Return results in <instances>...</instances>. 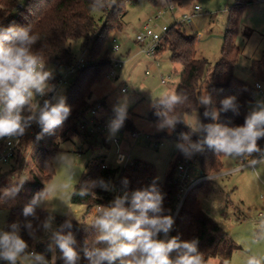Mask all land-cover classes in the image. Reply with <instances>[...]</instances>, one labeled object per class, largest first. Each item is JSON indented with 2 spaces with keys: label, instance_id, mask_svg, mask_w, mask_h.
Wrapping results in <instances>:
<instances>
[{
  "label": "rangeland",
  "instance_id": "1",
  "mask_svg": "<svg viewBox=\"0 0 264 264\" xmlns=\"http://www.w3.org/2000/svg\"><path fill=\"white\" fill-rule=\"evenodd\" d=\"M236 2L237 0L126 1L122 28L107 30L101 46L102 55L120 59L122 63L114 75H108L101 82L92 84L89 102H94L95 106L85 109L88 117L91 116V110H95V120L100 122L101 128L104 124L108 128L104 129L102 134L87 130L75 132L66 140L58 139L57 150L50 156L53 174L49 178L44 177L38 170L42 150L35 144L24 174L14 175L17 177V183L19 179H25L19 192L15 197L5 198V202L0 204V230L10 231L5 227V222L11 207L29 205L37 193L49 184L56 186L55 192L46 204L36 207L46 210L48 215H53L52 231H55L57 216L80 222L92 221L96 214L94 209L90 214H86L85 205L72 203L70 194L98 156L112 167H123L116 159L117 153L128 154L130 159L150 163L155 180L162 183L165 174L180 154L176 145L181 142L172 137L173 130L169 131L166 127L160 129L162 122L151 121L148 113L153 103L160 100L161 96L172 90L176 91L182 66L179 61L171 60L167 50L152 56L142 52L135 36L145 25L160 32L163 25L170 26L175 22V16L180 19L182 14L189 13L194 5H198L200 12L181 23V27L187 35L196 34L197 56L206 58L212 66L220 57L223 37L229 25V9ZM169 4L175 7L173 15L167 13L158 16ZM20 5L18 3V6ZM96 14L100 13L96 11ZM115 43L119 45L117 51L113 50ZM235 43L240 51L234 69L235 75L253 84L255 78L249 71L250 61L264 58V1H253L240 10ZM71 51L76 60H86L80 40L71 42ZM51 72L55 76L65 78L56 91L64 96L74 75H68L67 69L64 68H51ZM261 86L264 89V82H261ZM205 93L207 92L203 89L201 96ZM33 102H38V99L34 98ZM261 102H264V98L256 93L251 109ZM120 106L126 108L127 117L133 125L132 131L140 135L136 140L132 137L131 130L119 128L115 134L112 133L110 116L118 114L116 109ZM200 106L205 107L201 104ZM78 116L74 120L76 129ZM197 119L200 120V114L196 110L185 115L183 123L192 125ZM114 139H118V143H115ZM195 155L198 160L199 153ZM221 162L220 170L206 174L228 171L239 164L238 159L227 155H223ZM7 167L0 169L4 172ZM33 177L40 182L38 187L33 184ZM10 178L6 177L5 184L0 185V196L4 188L12 186ZM210 180V190L198 192L197 199L202 209L228 233L233 248L229 255L222 257L221 263L217 258H210L206 264H246L249 255L264 257V241L256 242L254 239L257 225L264 219V164H257L253 170L246 167L240 171L227 172ZM52 231L43 228L36 242H49L53 245Z\"/></svg>",
  "mask_w": 264,
  "mask_h": 264
},
{
  "label": "trees",
  "instance_id": "2",
  "mask_svg": "<svg viewBox=\"0 0 264 264\" xmlns=\"http://www.w3.org/2000/svg\"><path fill=\"white\" fill-rule=\"evenodd\" d=\"M20 1L0 0V26H30L32 33L39 37L37 43L33 45V51L42 58V63L45 64L46 70L51 72V68L67 69L76 62V58L71 51V42L73 41L80 40L81 47L86 55L85 65L73 74L74 76L63 96L66 106L70 108L69 116L60 126L43 133L41 138H37L36 144L42 150V158L38 170L44 177L49 178L53 174L50 156L57 150L58 139L66 140L73 133H79V130L75 128L74 120L82 110L95 104L94 102H89L92 84L101 82L112 69V58L107 54H101V46L107 30H119L122 28V17L125 12L126 1L128 0H96L97 8H93V0ZM253 1L255 0H237L236 4L229 9V25L223 37L220 57L212 66L206 58L197 56L196 34H185L180 23H172L162 34L156 54L167 50L170 53L171 60L181 63L182 69L176 92L181 96H186L187 99L175 105L170 112L160 103V100H156L148 113V118L151 121L163 122L164 116L161 113L179 117L181 122L176 124L172 137L180 142H182L180 134L190 131L189 126L183 123L185 115L197 110L202 123L212 122L210 117L206 118L203 115L206 108L200 106L203 89L211 96L217 108L220 107L222 99L228 96L236 97V102L239 105V114H234L231 110L220 114L218 122L225 126L243 125L245 117L252 110L251 106L256 96L254 85L238 78L234 73L240 52L234 37L237 33L240 10ZM111 2L113 6L107 11L104 10L103 6ZM18 3L21 5L18 6ZM96 11L100 14L95 15ZM249 71L255 81L264 82V58L251 60ZM50 81H56V76L53 73ZM117 117L118 114L110 116L111 126H113ZM120 129L134 130L127 114ZM41 133L42 126L37 124V137ZM30 139V136H23L16 152L15 163L7 167V171L2 172L0 169V185L5 184L4 179L6 177L10 178L15 174H20L24 153L30 147ZM191 139L195 141L198 136L192 135ZM258 145L264 148V139H260ZM223 155L225 154L217 153L213 149L206 147L202 153L197 155L199 169L205 174L220 170ZM181 156L182 153L180 152L171 169L165 174L162 183L155 180L154 170L150 163L132 159V164L125 167H112L110 165V167L102 168L101 164L104 159L98 156L78 184L74 186L70 194V201L84 204L86 214H90L96 205L112 202V189L115 184L129 188L131 192L155 184L158 190L164 194L163 214L173 216L178 194V187L174 182V174ZM125 179L127 180V185L124 183ZM100 181L108 184L111 190L102 189L99 186ZM93 182L97 184L92 189L95 195L81 197L76 194L81 187ZM209 182L208 180L203 181L188 191L174 218V225L170 233L165 237V239H170L172 236H179L181 240L188 241L196 239L205 264L210 258H217L221 263L222 257L229 255L233 248L228 233L202 209L197 199L198 192H208L210 190ZM39 183L37 178L33 177V184L38 187ZM24 207V205L20 204L10 208L5 227L12 231L11 225L17 223L19 235L29 245L27 251L43 254L45 259L51 260L52 251L48 248L51 243L36 242L37 237L41 235L43 221L48 216L47 211L35 207V216H24ZM28 221L33 224V235H29V230L26 227ZM66 222H71L72 227L62 228L61 226ZM91 222L79 223L65 216L56 217L55 231H60L64 235L72 232L77 240L76 248L81 256L78 264H86L83 258L85 241L91 243L96 235L94 230L87 228ZM162 236L163 234H160V238ZM53 245L57 257L56 264H63V260L60 259L61 253L58 247L55 246V242Z\"/></svg>",
  "mask_w": 264,
  "mask_h": 264
},
{
  "label": "clouds",
  "instance_id": "3",
  "mask_svg": "<svg viewBox=\"0 0 264 264\" xmlns=\"http://www.w3.org/2000/svg\"><path fill=\"white\" fill-rule=\"evenodd\" d=\"M92 6L97 8L96 0H93ZM38 40L39 37L32 33L30 26H0V138L23 136L35 122L42 126V133L37 137L39 139L43 133L60 126L70 114L65 98L59 93L44 99L42 106L33 102L34 98L45 97L54 91L48 83L52 73L46 70L42 58L33 51V45ZM186 99V96L172 90L160 97V103L170 112L175 105ZM200 104L206 108L203 115L210 117L212 122L202 123L197 119L194 124L188 125L189 132L180 134L182 142L176 147L185 157L202 153L207 147L217 153L246 160L251 167L264 164V149L258 145V141L264 139V102L258 103L248 113L243 125L234 127L218 121L221 113L231 110L239 114L235 96L222 99L217 108L211 96L205 93L200 98ZM116 111L118 117L112 126L113 134L126 118L124 106ZM161 115L164 119L159 125L160 129L166 127L172 131L181 122L177 116H168L167 113ZM192 135H197L198 139L193 141ZM10 179L12 186L2 190L0 204L5 202V198L15 197L25 180L19 179L17 183L16 176ZM124 183L127 185L126 179ZM96 186V182H93L81 187L76 194L81 197L95 195L92 189ZM99 186L111 190L103 181L99 182ZM55 190L54 184L45 186L24 207L23 215L35 216V207L46 204ZM163 202L164 194L152 184L131 193L125 192L108 205H98L95 217L87 226L96 235L91 243L85 241L83 258L86 264H205L196 239L181 240L179 236L160 238V234L167 237L174 225L173 216L163 214ZM53 219L50 213L43 221L45 230L52 231ZM26 227L29 235H33L31 221L26 223ZM61 227L71 228L72 224L66 222ZM11 228L12 231L0 230V259L7 264H56L53 245H48L53 252L51 260L45 259L43 254L27 251L29 245L19 235L17 223H13ZM52 239L61 253L63 264H78L81 256L72 232L64 235L60 231H52ZM254 239L256 242L264 241V219L259 221ZM246 264H264V257L249 255Z\"/></svg>",
  "mask_w": 264,
  "mask_h": 264
},
{
  "label": "built area",
  "instance_id": "4",
  "mask_svg": "<svg viewBox=\"0 0 264 264\" xmlns=\"http://www.w3.org/2000/svg\"><path fill=\"white\" fill-rule=\"evenodd\" d=\"M256 2L259 1H264V0H255ZM113 6V3H108L105 4L103 6L104 10H108L109 8H111ZM174 5L173 4H169L166 8H164L163 10H161L158 14L162 15V14H167V13H171L173 15V11H174ZM197 12H200V7L198 5H194L191 9L189 13H184L181 15L180 19H177V17H174L175 22L174 23H183L186 20H189L190 18H192L194 16V14H196ZM169 26L167 25H163L161 28V31H155L152 27H150L149 25H145L142 29V31H140L139 33L136 34L135 36V40L137 43H139L141 45V50L142 52L146 53L147 55H156L157 52V47L159 46L160 43V39L162 37V34L168 29ZM115 41V40H114ZM119 49V45L118 44H114L113 45V50L117 51ZM112 69L109 72L108 75H114L115 71L117 68L120 67L122 61L120 59H115L112 58ZM86 63V60L80 58L77 59L76 62L70 66L69 68H67V74L68 75H73L78 69L82 68ZM146 73L148 74L149 72L146 71ZM107 75V76H108ZM65 78L62 76H56V81L55 82H51L49 80V84L51 86H53L54 91L52 93L47 94L45 97H36L38 99V103L40 104V106L43 105V100L44 99H50L51 96L56 94L57 91V87L60 83L64 82ZM163 81V80H162ZM254 88L256 93H258V95H260L261 98H264V89H262L261 83L259 81H255L253 83ZM81 112L83 113H79V120H78V124H77V129L79 131H89V132H94L97 131L98 133L102 134V132H104V129H107L108 126L107 125H103V128H101L100 126V122H97L95 120V110H91V116L88 117L86 115V110H82ZM28 113L26 112L25 115H27ZM36 126L37 123H32V125L26 130L25 134L23 136H30V148L24 153V158H23V163H22V168H21V172L20 174H24V169L26 167V164L29 160V156L32 150V147H34V145L37 142V134H36ZM132 137L135 138V140L137 138H139V133L133 131L131 133ZM23 136H19V137H4V138H0V167H4V166H8L10 167L12 164L15 163V158H16V152L18 151L19 145L21 143L22 137ZM115 143H118V139H114ZM264 149V148H262ZM80 150V149H79ZM196 153H194L190 158L185 157L183 154L181 156V159L179 160V163L176 165V169H175V174H174V182L176 183L177 187H178V194H177V204H176V208L174 210L173 213V218H175L186 194L188 193V191L195 185L206 181V180H210L212 178H214L215 176H219L222 174H225L227 172H231V171H240L246 167L251 168L252 170L254 169V167H251L248 165V162L246 160H241L238 159L239 164L237 167L228 170V171H223L221 173H210V174H205L203 173L199 167H198V160L196 158ZM256 155V154H254ZM116 159L118 161V163H122L123 167L128 166L130 164H132V159H130V156L127 155H123L120 153H117ZM101 167H110V165L106 164L105 162H103L101 164ZM125 192L131 193V190L129 188H124L123 186L119 185V184H115L113 189H112V201L114 200L115 197L117 196H122ZM101 205V204H100ZM103 205H108V204H103ZM98 205H96L93 209H94V213H96V208ZM259 215H262L261 213H259ZM161 239H165V235L163 234V236L161 237Z\"/></svg>",
  "mask_w": 264,
  "mask_h": 264
},
{
  "label": "water",
  "instance_id": "5",
  "mask_svg": "<svg viewBox=\"0 0 264 264\" xmlns=\"http://www.w3.org/2000/svg\"><path fill=\"white\" fill-rule=\"evenodd\" d=\"M0 264H7L2 259H0Z\"/></svg>",
  "mask_w": 264,
  "mask_h": 264
},
{
  "label": "crops",
  "instance_id": "6",
  "mask_svg": "<svg viewBox=\"0 0 264 264\" xmlns=\"http://www.w3.org/2000/svg\"><path fill=\"white\" fill-rule=\"evenodd\" d=\"M113 40H115V39H113ZM234 40H235V37H234ZM252 60H254V59H252ZM235 73V72H234Z\"/></svg>",
  "mask_w": 264,
  "mask_h": 264
}]
</instances>
